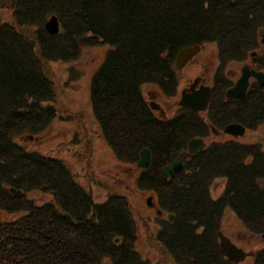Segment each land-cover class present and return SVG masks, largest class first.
I'll list each match as a JSON object with an SVG mask.
<instances>
[{"label": "trees", "instance_id": "obj_1", "mask_svg": "<svg viewBox=\"0 0 264 264\" xmlns=\"http://www.w3.org/2000/svg\"><path fill=\"white\" fill-rule=\"evenodd\" d=\"M3 8H11L13 21L0 18V210L10 216L0 218V264H152L137 249L126 195L115 191L95 201L61 158L21 141L57 115L45 103L55 88L43 63L74 60L83 46L101 42L109 49L91 80L93 115L117 160L136 164L150 149L152 164L137 185L153 192L167 214L158 219L160 245L180 264H234L218 235L227 209L250 233L264 234V153L257 145L214 142L187 153L182 172L161 174L210 123L264 122V86L255 83L242 100L224 97L232 84L225 68L262 37L264 0H0ZM53 15L57 34L45 27ZM204 42H216L220 53L208 118L188 111L157 120L142 85L173 91L179 49ZM258 64L264 68L263 57ZM219 176L226 187L215 199L210 185ZM32 191L49 200L36 201ZM253 264H264V246Z\"/></svg>", "mask_w": 264, "mask_h": 264}, {"label": "rangeland", "instance_id": "obj_2", "mask_svg": "<svg viewBox=\"0 0 264 264\" xmlns=\"http://www.w3.org/2000/svg\"><path fill=\"white\" fill-rule=\"evenodd\" d=\"M12 17L11 8L0 10L2 21L12 22ZM202 46L201 54L193 63L203 62L206 82L211 83L212 72L210 71L213 65L217 64V47L214 42H204ZM108 49L109 45L102 42L85 45L74 60H51L43 63L55 88V93L52 97L49 96L45 103L54 106L57 115L37 136H27L21 138V141L30 149H38L43 154L61 158L81 185L92 193L95 201L102 202L115 191L126 195L136 223L137 249L141 255L152 264H180L156 239L160 228L158 219L167 218V214L165 216L158 214L147 205V199L151 196H153V203L157 204L156 195L137 185L141 168L135 164L117 160L102 134L101 126L93 115L90 96L91 80L95 71L103 63ZM240 67V62H231L228 67L230 78L236 79ZM187 69L195 68L192 64L186 68V74L190 75L189 77L196 75L199 70L195 69L191 73ZM155 87L152 83L142 85L146 98L151 99V92L157 93L154 90ZM158 98H160L159 95ZM168 106L171 107V104ZM258 131L264 135V127ZM258 131H250L249 138L258 137L264 140V137L257 135ZM210 139L222 140L224 136L211 134ZM217 182L221 183V188L222 181L217 180ZM212 194L217 195L218 191L212 190ZM28 195L42 203L49 200V194L38 191H32ZM0 218H10V216L0 210ZM220 230L234 238L238 244L249 250L248 252L256 251L264 246V237L250 233L230 209H227L223 216ZM108 262L106 264H111ZM238 264H253V257L249 255L246 260Z\"/></svg>", "mask_w": 264, "mask_h": 264}, {"label": "flooded vegetation", "instance_id": "obj_3", "mask_svg": "<svg viewBox=\"0 0 264 264\" xmlns=\"http://www.w3.org/2000/svg\"><path fill=\"white\" fill-rule=\"evenodd\" d=\"M261 36L262 37L259 39L258 45L252 49V51L245 57V59L236 61V62L241 63L239 75L236 77V79L230 78V76L228 74V67L231 64V62H233V61L229 62L228 66L225 68V76L228 79H230V81L232 83L231 86L228 87V89L233 87L235 85V83L237 82V80L241 77L242 69L244 66H248L250 69L255 70L256 72H262L264 74V68H260L259 64H258V60L262 57L264 58V29L262 30ZM214 43L216 44V42H214ZM216 47H217V53H216L217 54V64H215V66L213 65V67L210 71V72H212L211 83L206 82L207 81L206 77L203 74V72H204L203 62L193 63L194 60L201 54L200 52H201V49L203 48V46H201V49L195 55H193L188 60L187 63L185 62V64L182 67H178V65H177V55H176L175 61H174L175 62L174 66H175V73H176V81L174 83L175 86H174L173 91L167 92L165 89L161 88L158 84L154 83L153 85L156 86L154 90L158 94L151 92V99H148V98H146L145 94L143 93V96L145 97L146 102L148 103V105L151 109V112L153 113L154 117L157 120H160V121H170L171 120V121H173L177 117L186 114V112L190 111V110H187L186 106L184 105V102L186 103V95H189L193 92L199 91L203 86H210L212 88V93H211V97H210V101H211L213 93H214V89H215V83H216V79H217L218 67H219V62H220V59H219L220 53H219L217 44H216ZM190 64H192V67H194L196 70L199 69L198 73L192 77H189L190 75L186 74V68ZM195 69H187V71L193 73L195 71ZM186 78H187V80H186ZM255 83L260 85L258 80L254 76H251L250 80H249V86L247 88V92H246V95L244 98L240 99L237 97H227L226 93H227L228 89L226 90L224 97H225V99H230V98H235V99H239V100L245 99L247 97V95H249L253 91V85ZM260 86H264V85H260ZM142 92H143V89H142ZM158 95L160 98H158ZM210 101H209V104H210ZM170 104H171V107L168 106ZM209 104L207 106V109L204 111L201 110L198 112H193V111H191V112L199 113L200 116H204L207 119L208 118L207 110H208ZM232 123H238V124H241L242 126H244L245 127L244 134L243 135H234L232 133L226 132L225 127L229 124H232ZM263 127H264V122L260 123L256 128H249V127H247V126H245L239 122H231V123L225 124L223 126H218L216 124L210 123L208 129L201 136L194 137L191 140L201 139L202 142L204 143V146L195 153H198L199 151L203 150L204 148L208 147L209 145H211L214 142L224 143V142H228L230 140L237 142L241 145H257L260 148V150L264 153V140H262L258 137L255 139L249 138V135H250L249 132L250 131L255 132V131H258L259 129H261ZM247 133H248V135H247ZM211 134L224 136V139H222V140L210 139ZM257 135L260 137H264V135H261L260 131H258ZM245 136H246V138H245ZM189 142H188L187 152H186V148H184L183 150H181L179 152V155H178V158H179V156L182 154V158H183V162H184V169H185L186 159H188L187 155L188 154H195V153H191L189 151ZM251 159H253V158L251 155H249L247 161H251ZM175 160H177V159H175ZM172 162H170V163H172ZM170 163H168V164H170ZM168 164H166V165H168ZM166 165H164L163 167H165ZM163 167H162V169H163ZM162 169H161V174H162ZM182 171H180V172H182ZM180 172H175L173 175H175L176 173H180ZM172 176H169V177H172ZM169 177H167V178H169ZM217 180L222 181L223 184H222L221 188H220L221 183H218ZM226 180H227V178L225 176H219L217 178H214V180L212 181V183L210 185V193H211L213 198L218 199L219 197L222 196V194L225 190V187H226ZM212 190H217L218 194L213 195ZM152 198H153V196H151L147 199L148 200L147 205L151 206L154 210H156L158 214H163V216H165L166 213L163 212L158 207V205L156 203H153ZM150 199H151V201L149 202ZM233 214L236 215L234 212H233ZM229 237L234 242H237L231 236H229ZM238 245L241 246L240 244H238Z\"/></svg>", "mask_w": 264, "mask_h": 264}, {"label": "water", "instance_id": "obj_4", "mask_svg": "<svg viewBox=\"0 0 264 264\" xmlns=\"http://www.w3.org/2000/svg\"><path fill=\"white\" fill-rule=\"evenodd\" d=\"M45 27L49 33L57 34L60 30L58 18L55 15L50 17V19L47 20ZM200 48L201 46L199 44L181 48L177 54L178 67H182L185 62L187 63L188 60L200 50ZM251 76H254L258 80L260 85H264V74L262 72H256L255 70L250 69L248 66H244L242 69L241 77L237 80L233 87L227 90V97H237L240 99L244 98L249 86V80ZM211 93L212 88L210 86H203L199 91L186 95V103L184 102L186 109L193 112L206 110L210 101ZM225 131L234 135H243L245 132V127L238 123H232L225 127ZM203 146L204 143L201 139H193L189 142V151L191 153H195ZM151 162V151L150 149L146 148L141 152L138 166L144 169H148L151 166ZM183 169L184 162L181 154L177 160L163 167L162 174L165 177H169L172 176L175 172H180ZM170 219H173L172 215L170 216ZM219 236L221 240V250L230 260L239 262L241 260H244L247 255L253 254L252 252L246 253L242 248H238L230 241L228 237L224 236L222 232L219 233ZM118 240L119 238L117 239V241Z\"/></svg>", "mask_w": 264, "mask_h": 264}]
</instances>
